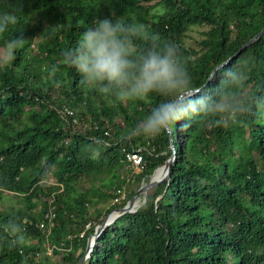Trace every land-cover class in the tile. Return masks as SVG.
<instances>
[{
	"label": "trees",
	"instance_id": "trees-1",
	"mask_svg": "<svg viewBox=\"0 0 264 264\" xmlns=\"http://www.w3.org/2000/svg\"><path fill=\"white\" fill-rule=\"evenodd\" d=\"M14 10L19 22L0 48L20 34L26 43L0 65V264H53L49 251L56 264H76L95 227L150 181L171 145L169 182L105 227L83 264H264V120L180 122L171 139L128 137L161 98L118 103L59 64L94 18L123 16L177 44L207 93L215 68L264 29V0H0V13ZM194 29L200 39L189 46ZM226 64L247 74L245 95L264 96V34ZM124 152L143 155L140 171ZM49 211L52 226L40 229ZM9 221L22 244L10 243Z\"/></svg>",
	"mask_w": 264,
	"mask_h": 264
},
{
	"label": "clouds",
	"instance_id": "clouds-1",
	"mask_svg": "<svg viewBox=\"0 0 264 264\" xmlns=\"http://www.w3.org/2000/svg\"><path fill=\"white\" fill-rule=\"evenodd\" d=\"M18 22L15 10L0 13V38ZM25 43L22 34L5 39V61L13 59ZM59 64L74 69L81 85L118 103L153 95L161 98L128 130V137H159L180 122L187 128L191 123H235L244 116L264 120V96L244 94L248 76L238 65L223 64L216 69L212 79L218 82L204 93L194 84L177 44L162 40L144 23L130 22L123 16L94 18L76 45L60 52ZM51 71H57L56 65ZM4 231L13 246L23 243L16 222L9 221Z\"/></svg>",
	"mask_w": 264,
	"mask_h": 264
},
{
	"label": "water",
	"instance_id": "water-1",
	"mask_svg": "<svg viewBox=\"0 0 264 264\" xmlns=\"http://www.w3.org/2000/svg\"><path fill=\"white\" fill-rule=\"evenodd\" d=\"M264 34V29H262L257 35H255L252 39H250L246 44H244L229 60H227L226 62H224L223 64H226L227 62H229L231 59L235 58L236 56H238L242 50H244L247 46H249L251 43H253L255 40H257L259 37H261ZM221 64V65H223ZM221 65H219L217 68H215V70L213 71V73L216 71V69H218ZM213 73L210 75L209 79L212 78ZM170 135V139L172 136L171 131L168 132ZM173 153L172 155L163 163L162 166L158 167V168H162L163 170V176L160 177L159 179H154L153 176L156 172L155 169L154 172L151 175L150 181L147 184H143L139 187V189L137 190V192L128 200V202L124 205V207H122L121 209H117V210H113L112 212H110L105 218L104 220L95 227L94 232L88 237L87 240V245L85 248V251L82 255V257L79 259V261L76 264H83L86 259L89 257L93 247L95 246L96 242H97V238L99 236V234L102 232V230L111 225L112 223H114L118 218H120L121 216L125 215V214H129V213H133L137 210V206L136 202L138 197L141 195L142 197V202L141 205L145 203L146 200V194L147 191L162 185V184H167L170 180V172H171V168L173 165V161L175 158V149L173 148V145H171ZM113 213H116V215L114 217H111V215Z\"/></svg>",
	"mask_w": 264,
	"mask_h": 264
},
{
	"label": "built area",
	"instance_id": "built-area-1",
	"mask_svg": "<svg viewBox=\"0 0 264 264\" xmlns=\"http://www.w3.org/2000/svg\"><path fill=\"white\" fill-rule=\"evenodd\" d=\"M124 160L131 168L137 169V171H140L145 164L143 155L139 152H124ZM117 193L120 194V199L125 198L124 190H117ZM53 218L54 214L51 211L47 212L45 214L44 220L39 223V228L45 229L47 226L50 228L52 226ZM80 236L82 237V235Z\"/></svg>",
	"mask_w": 264,
	"mask_h": 264
},
{
	"label": "rangeland",
	"instance_id": "rangeland-1",
	"mask_svg": "<svg viewBox=\"0 0 264 264\" xmlns=\"http://www.w3.org/2000/svg\"><path fill=\"white\" fill-rule=\"evenodd\" d=\"M153 12H154V10H152ZM201 30H199V29H194L190 34H189V37H188V39H186V44L187 45H189V46H195L196 45V42H197V40H199L200 39V36H199V32H200ZM8 62V61H7ZM6 63V61H5V53H4V51H3V48H0V65H3V64H5ZM133 169V168H132ZM133 171H134V173H136V172H138L137 171V169H133ZM160 172V171H159ZM159 174V173H158ZM158 176V175H157ZM151 190V189H150ZM149 191V190H148ZM147 191V192H148ZM127 192H128V189H126V191L124 190V194H125V196L127 195ZM141 197V195L138 197V199H137V202H136V205H138V203H140V202H142V197ZM114 215H116V213H113ZM48 253V255L52 258V261H54L53 262V264H56L57 263V261H58V257L57 256H53V255H51V252L49 251V252H47Z\"/></svg>",
	"mask_w": 264,
	"mask_h": 264
},
{
	"label": "bare ground",
	"instance_id": "bare-ground-1",
	"mask_svg": "<svg viewBox=\"0 0 264 264\" xmlns=\"http://www.w3.org/2000/svg\"><path fill=\"white\" fill-rule=\"evenodd\" d=\"M160 169H162V168H158V169L156 170V172H155V174H154V176H153L154 179H159L160 177L163 176V170H162L161 175H160L159 177H157V175H158ZM140 205H141V202L138 204V206H137L136 208H139ZM114 216H115L114 214L111 215V217H114Z\"/></svg>",
	"mask_w": 264,
	"mask_h": 264
}]
</instances>
